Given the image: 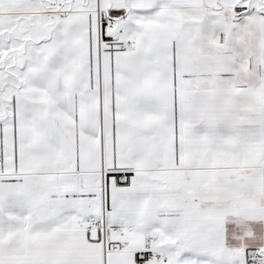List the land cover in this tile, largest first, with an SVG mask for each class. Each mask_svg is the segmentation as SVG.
Here are the masks:
<instances>
[{"label": "snow or ice", "instance_id": "1", "mask_svg": "<svg viewBox=\"0 0 264 264\" xmlns=\"http://www.w3.org/2000/svg\"><path fill=\"white\" fill-rule=\"evenodd\" d=\"M0 264H264V0H0Z\"/></svg>", "mask_w": 264, "mask_h": 264}]
</instances>
